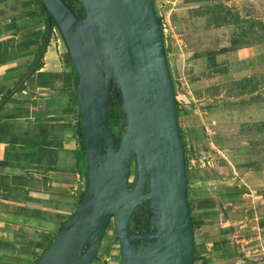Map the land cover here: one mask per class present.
<instances>
[{
  "label": "water",
  "instance_id": "1",
  "mask_svg": "<svg viewBox=\"0 0 264 264\" xmlns=\"http://www.w3.org/2000/svg\"><path fill=\"white\" fill-rule=\"evenodd\" d=\"M41 2L76 73L87 187L34 264H91L110 222L120 264H208L194 261L186 155L154 1ZM112 92L121 113L118 145L110 123ZM143 204L137 232L131 219Z\"/></svg>",
  "mask_w": 264,
  "mask_h": 264
},
{
  "label": "crops",
  "instance_id": "2",
  "mask_svg": "<svg viewBox=\"0 0 264 264\" xmlns=\"http://www.w3.org/2000/svg\"><path fill=\"white\" fill-rule=\"evenodd\" d=\"M45 27L37 0H0V264H34L87 187L78 158L83 145L75 69L56 31L37 57ZM165 49L169 54L173 44ZM227 169L223 181L218 174L195 178L194 169L189 174L196 251L208 264H264V251L255 261L233 242L241 232L264 249V191L255 192L239 175L259 176L260 161L228 162Z\"/></svg>",
  "mask_w": 264,
  "mask_h": 264
},
{
  "label": "rangeland",
  "instance_id": "3",
  "mask_svg": "<svg viewBox=\"0 0 264 264\" xmlns=\"http://www.w3.org/2000/svg\"><path fill=\"white\" fill-rule=\"evenodd\" d=\"M162 1L156 0L155 6L173 35L164 38L174 48L167 53L170 74L179 98L188 103L181 105L179 125L190 156L201 161L200 168H193L196 162L188 166V180L195 170V178L209 180L218 174L223 181L228 162L235 166L256 159L259 176L238 174L255 192L264 191V58L259 56L264 55V0ZM114 134L118 138L119 128ZM134 176L133 162L129 181ZM236 237L233 242L246 257L262 260V241L254 246L257 239L249 241L241 232ZM96 257L92 264H120L113 223Z\"/></svg>",
  "mask_w": 264,
  "mask_h": 264
},
{
  "label": "trees",
  "instance_id": "4",
  "mask_svg": "<svg viewBox=\"0 0 264 264\" xmlns=\"http://www.w3.org/2000/svg\"><path fill=\"white\" fill-rule=\"evenodd\" d=\"M43 10V16L45 17V22H46V27H45V33H44V36H43V43L39 49V52L37 54V57L39 56H42L47 44H48V39L52 33V28H56V30H58V27L55 23V21L53 19H51L50 21L48 20V17H47V10H46V7L44 6V4L41 2V0H37ZM76 7L78 8L79 5H76ZM159 22H160V17H159ZM59 31V30H58ZM61 35V34H60ZM62 37V36H61ZM165 52L167 53L166 49H165ZM259 56L263 57L264 58V55L263 54H259ZM66 57L70 60V56H69V52L67 51V54H66ZM224 73V72H223ZM77 82V80H76ZM112 96H113V101L110 102V114H111V117H110V123H111V126L113 127V129L115 127L119 128V120H120V117H121V113H120V110H119V104H118V101L116 99V97H114V92H112ZM180 114H181V110L177 107V115H178V120H179V117H180ZM180 122V120H179ZM182 137H183V134H182ZM184 137H183V143H184V149H185V155L188 157L190 154H189V151H188V148H189V145H187V143L184 141ZM118 138H116V144L118 145ZM80 142L82 143L83 145V148L81 150V152L78 154V158H79V161L80 163L82 164L83 163V171H84V174L87 175V167H86V163H87V159H86V149H85V146H84V141H83V137H82V133L80 131ZM190 150V149H189ZM193 150V149H192ZM191 151V150H190ZM188 159V158H187ZM252 165H249L248 167H251ZM255 167V165H253ZM252 166V167H253ZM200 168L201 165L199 163H197V165H195L193 168ZM247 167V166H246ZM186 172H188V167L186 169ZM135 176L133 177V180H134ZM187 184H188V178H187ZM84 194V193H83ZM83 194H82V197H83ZM81 197V199H82ZM189 210H190V215H191V219H192V226H193V230L197 227V223H195L196 221H194V216L192 215V209L191 207L189 206ZM112 226V223L110 222L108 224V227H107V230ZM90 243V241L87 242L86 246H88ZM51 244V241L48 242V244L46 245L45 247V250L49 247V245ZM194 248H195V245H194ZM106 251H109V247H106L105 248ZM200 259H203L202 256H200V254L197 253L196 251V248L194 249V261L197 262L199 261Z\"/></svg>",
  "mask_w": 264,
  "mask_h": 264
},
{
  "label": "built area",
  "instance_id": "5",
  "mask_svg": "<svg viewBox=\"0 0 264 264\" xmlns=\"http://www.w3.org/2000/svg\"><path fill=\"white\" fill-rule=\"evenodd\" d=\"M161 27H162V31H163V34L164 35H166L167 33H168V27H167V23L165 22V21H161ZM56 31V28L54 27V28H52V32H55ZM178 97V104L181 106L182 105V102L184 101V99L182 98V99H180L179 98V96H177ZM181 100H182V102H181ZM188 158V159H187ZM189 159H190V161H193L191 164H189ZM194 159V160H193ZM195 162H196V164L197 163H199L200 164V162L201 161H199V158L198 157H191L190 155L187 157L186 156V163H187V167L189 166V165H194L195 164ZM201 165V164H200Z\"/></svg>",
  "mask_w": 264,
  "mask_h": 264
},
{
  "label": "flooded vegetation",
  "instance_id": "6",
  "mask_svg": "<svg viewBox=\"0 0 264 264\" xmlns=\"http://www.w3.org/2000/svg\"><path fill=\"white\" fill-rule=\"evenodd\" d=\"M146 205L143 204V207L140 209V215L138 216H133V218L131 219V226H135L136 227V231L137 232H140L141 231V225H142V222H143V219H144V215L146 214L144 212V207ZM144 214V215H143ZM150 229H151V226H150ZM139 244V241L137 242Z\"/></svg>",
  "mask_w": 264,
  "mask_h": 264
},
{
  "label": "clouds",
  "instance_id": "7",
  "mask_svg": "<svg viewBox=\"0 0 264 264\" xmlns=\"http://www.w3.org/2000/svg\"><path fill=\"white\" fill-rule=\"evenodd\" d=\"M156 9V8H155ZM157 12V11H156ZM160 17V24H161V21L163 20V18L161 17V16H158V18ZM164 21V20H163ZM161 29H162V27H161ZM59 30V29H58ZM58 30H56L58 33H60ZM163 32V31H162ZM168 34V33H167ZM166 34V35H167ZM164 35V34H163ZM164 38H165V35H164ZM175 93H176V91H175ZM177 96H179L177 93H176V102H177V107L179 108V109H181L182 108V106H180L179 104H178V97ZM183 97H180V99H182ZM184 99V98H183ZM181 102H182V100H181ZM185 104H188L187 103V101L184 99V101L182 102V105L185 107ZM200 260H203V259H200Z\"/></svg>",
  "mask_w": 264,
  "mask_h": 264
}]
</instances>
